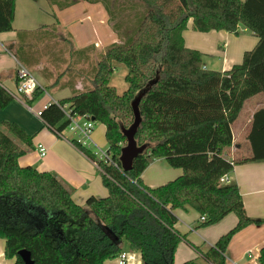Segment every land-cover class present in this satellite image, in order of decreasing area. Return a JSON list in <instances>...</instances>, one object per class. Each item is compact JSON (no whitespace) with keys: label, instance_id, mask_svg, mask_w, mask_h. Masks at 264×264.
Here are the masks:
<instances>
[{"label":"trees","instance_id":"16d2710c","mask_svg":"<svg viewBox=\"0 0 264 264\" xmlns=\"http://www.w3.org/2000/svg\"><path fill=\"white\" fill-rule=\"evenodd\" d=\"M124 2L141 10L132 12L136 23L124 30L123 42L101 52L92 88L50 103L41 116L56 134L68 128L67 113L105 126L112 164L76 148L97 163L109 196L77 204L55 175L21 166L20 159L33 146L31 136L16 124L0 128V239L6 241V259H16L15 264H23L21 250L31 254L34 264H104L124 254L123 241L131 253L141 255L142 264H175L185 241L175 229L176 212L189 209L206 219L198 228L237 217V225L204 255L212 264H226L233 237L249 226L264 225L263 219L247 215L237 184L222 182L236 166L264 162V108L254 113L246 133L251 155L226 158L244 104L264 96V0ZM15 14L16 0H0V34L13 30ZM113 14L110 24L121 37L122 18ZM190 21L194 32L238 34L243 28L259 41L231 70H206L204 56L185 45L183 33ZM117 66L127 69L123 94L111 85ZM143 92L135 140L146 150L124 172V130L134 124L133 103ZM45 93L49 88L39 87L27 105L32 107ZM13 100L0 85V111ZM160 159L183 174L150 188L142 175ZM258 264H264V248Z\"/></svg>","mask_w":264,"mask_h":264},{"label":"crops","instance_id":"0c3cea01","mask_svg":"<svg viewBox=\"0 0 264 264\" xmlns=\"http://www.w3.org/2000/svg\"><path fill=\"white\" fill-rule=\"evenodd\" d=\"M134 9L141 10V7L128 6L123 0H16L13 30L0 34V85L14 97L13 102L0 111V128L4 123L16 124L31 136L33 146L29 150L17 141L28 150L27 155L20 159L21 166H31L40 172L55 175L81 206H85L90 197L100 199L109 196L103 185L102 172L95 162L75 147L77 136L69 128L60 135L56 134L31 109L37 112L50 103L91 89L101 52L123 42L125 31L122 29L124 33L120 37L110 24L112 12L116 19L117 15L133 12ZM95 18L100 25H108L103 30L104 43L99 39V28L93 24ZM76 19L79 24L72 23ZM86 22L89 24L83 26ZM183 37L188 49L199 51L204 56L206 70L221 72L241 64L244 54L254 49L259 41L243 28L238 34L194 32L192 21ZM21 64L35 76L40 87H48L50 91L32 107L26 103L32 97L24 99L17 96V71ZM215 66L221 69H215ZM261 108L264 107L257 105L249 111L243 125L234 124L233 144L226 153L228 160L251 155L246 133L254 113ZM102 126L106 136V128ZM92 139L94 146L99 147L94 135ZM39 145L47 149L45 157L40 156ZM182 174L181 170L170 168L165 160L160 159L150 164L142 180L146 186L157 188ZM227 181L239 187L247 215L264 220V162L236 166ZM176 216L178 223L175 229L185 241L176 251L175 264L192 260L212 264L204 259V255L238 223L237 217L232 214L216 225L198 228L201 221L197 212L179 210ZM5 247L6 241L0 239V264H15L16 259H6ZM122 248L128 255L126 264H142L140 254L131 253L128 245H122ZM263 248L264 225L249 226L233 237L226 254V264H258ZM104 264L119 262L114 259Z\"/></svg>","mask_w":264,"mask_h":264},{"label":"built area","instance_id":"2783aa9c","mask_svg":"<svg viewBox=\"0 0 264 264\" xmlns=\"http://www.w3.org/2000/svg\"><path fill=\"white\" fill-rule=\"evenodd\" d=\"M17 77L19 80V83L17 86V96L19 98L32 97L34 93L36 92V90L40 87V84L38 83L35 76L26 67L22 65H19L18 67ZM53 103H56V102H53ZM45 108H43V110ZM43 110L36 112L33 109H31V111L38 118H41ZM66 117L70 121L68 128L77 136L76 140L74 141L75 147L76 145H78L84 149H87L91 151L97 157L98 160L104 161L108 164H112L113 162L111 159V155L108 153V150H102L99 147H95L93 144L92 137H93L94 130H95L94 121H92L90 118H87V117L71 116L70 113H67ZM93 147L96 148V151L94 152H93ZM38 152L41 157H45L47 153V149L44 146L39 145ZM95 164L97 165L96 162ZM115 166L118 167V165H115ZM222 182L229 183L227 181V177L224 178ZM205 220H206L205 217H200L201 222H204ZM127 260H128L127 254H122L118 258L119 264H126Z\"/></svg>","mask_w":264,"mask_h":264},{"label":"rangeland","instance_id":"374dc122","mask_svg":"<svg viewBox=\"0 0 264 264\" xmlns=\"http://www.w3.org/2000/svg\"><path fill=\"white\" fill-rule=\"evenodd\" d=\"M124 2V0H123ZM125 4L127 5V3L125 2ZM129 5V4H128ZM137 12V10H136ZM132 12H124L123 14L117 15V19H119L120 17L122 18L123 21V30H127L128 28L132 29L133 25H135V20H132ZM99 20L97 18H95L93 20V24L95 26V28H99V39L102 43H104L103 38V34H104V28L107 29V26H102L99 24L98 22ZM74 24H79V20L77 21L74 20V22H72ZM89 23H84L83 26H86ZM99 25V26H98ZM81 26V25H80ZM97 33V32H96ZM98 39V40H99ZM215 69H221L219 66H215ZM127 75V69L124 66H117L116 71H115V75L113 78V81L111 83L112 86L116 87L118 92L120 94H123L127 91L128 87L127 84L125 82V77ZM257 105H262V107H264V96L263 95H258L256 97H254L253 99H251L250 101L246 102V104L244 105L242 112L240 113V116L238 118V121H236L235 125H243V123L246 120V116L248 115L249 111H251L252 109H254ZM102 125L101 124H95V130H94V137L96 140V144L102 149V150H107L108 149V142L106 139L105 134L103 133V129H102ZM97 138V139H96ZM96 151V149H93V152ZM123 245L127 246V243L125 241H123ZM202 264V263H201Z\"/></svg>","mask_w":264,"mask_h":264},{"label":"water","instance_id":"95a60500","mask_svg":"<svg viewBox=\"0 0 264 264\" xmlns=\"http://www.w3.org/2000/svg\"><path fill=\"white\" fill-rule=\"evenodd\" d=\"M155 83L156 82H152L150 85H154ZM144 93L145 92H143L141 96L133 103L135 112L134 124L128 130H124V135L126 137L127 144L122 149L120 157V162L124 172H130L133 168L134 160L140 155H142L146 150V146L139 147L135 140V136L141 123V116L138 110V104ZM92 121H94V119H92ZM18 256L22 259L23 264H34L31 258V254L28 251L21 250L18 252Z\"/></svg>","mask_w":264,"mask_h":264}]
</instances>
